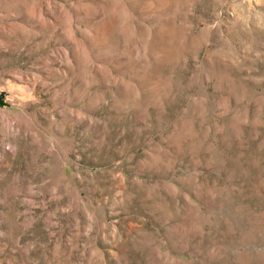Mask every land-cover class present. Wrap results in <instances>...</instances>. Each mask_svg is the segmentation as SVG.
I'll return each mask as SVG.
<instances>
[{
  "label": "rangeland",
  "instance_id": "1",
  "mask_svg": "<svg viewBox=\"0 0 264 264\" xmlns=\"http://www.w3.org/2000/svg\"><path fill=\"white\" fill-rule=\"evenodd\" d=\"M0 264H264V0H0Z\"/></svg>",
  "mask_w": 264,
  "mask_h": 264
}]
</instances>
